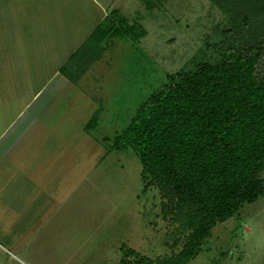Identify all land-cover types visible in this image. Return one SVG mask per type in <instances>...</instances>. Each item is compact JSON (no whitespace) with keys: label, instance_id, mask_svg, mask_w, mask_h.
Listing matches in <instances>:
<instances>
[{"label":"rangeland","instance_id":"obj_1","mask_svg":"<svg viewBox=\"0 0 264 264\" xmlns=\"http://www.w3.org/2000/svg\"><path fill=\"white\" fill-rule=\"evenodd\" d=\"M19 1L0 0V38L11 26L4 12L14 20ZM114 7L140 35L110 38L94 30L72 61L81 65L84 54L95 51L100 58L79 68L76 88L68 84L75 98L65 100L62 90L54 102L53 93H39V142L22 143L12 158L0 137V264H125L133 259L127 248L151 258L182 248L177 225L163 216L160 190L145 185L136 152L109 146L169 74L261 40L264 13L252 6L244 19L237 14L242 8L224 10L214 0H116ZM30 69L16 82L23 98L55 66H40L36 78H28L35 73ZM256 73L264 78V56ZM9 103L11 112L22 107ZM46 109L57 113L42 117ZM98 109V123L87 132ZM200 249L187 264H264V194L218 222Z\"/></svg>","mask_w":264,"mask_h":264},{"label":"trees","instance_id":"obj_2","mask_svg":"<svg viewBox=\"0 0 264 264\" xmlns=\"http://www.w3.org/2000/svg\"><path fill=\"white\" fill-rule=\"evenodd\" d=\"M214 1L224 10L242 8L237 14L244 19L252 6L264 13V0ZM96 29L110 38L140 35L118 9ZM76 53L60 69L72 81H77L79 68L101 54H84L81 65L70 66ZM262 56L264 35L216 62L200 61L191 70L169 74L115 136L109 149L136 152L145 185L158 187L163 216L177 225L183 238L181 250L165 257L151 258L127 248L125 254L133 259L125 264H187L218 222L264 194V78L256 73ZM99 111L86 122L87 132L96 127Z\"/></svg>","mask_w":264,"mask_h":264},{"label":"crops","instance_id":"obj_3","mask_svg":"<svg viewBox=\"0 0 264 264\" xmlns=\"http://www.w3.org/2000/svg\"><path fill=\"white\" fill-rule=\"evenodd\" d=\"M115 4L116 0H21L10 14L14 20L10 17L7 20L8 14L4 12V23L11 26L9 31L5 27L1 29L5 37L0 38V137L3 135L2 144L8 153H12V158L19 156L15 151L22 143L39 142L36 140L41 125L39 97L44 91L54 94L50 98H54V102L63 91L65 100L69 95L75 98L76 93H71L75 90L66 89L68 84L76 88L77 81L70 80L60 69L69 63L83 40L115 9ZM8 32L12 37L7 35ZM44 50H47L46 54ZM44 55L49 58L43 60ZM73 63L69 65L76 66ZM89 64L87 66L93 65L91 61ZM40 66H55L54 73L47 76L40 87L27 88V96L28 92L30 94L23 98L20 87L16 86L20 84L16 82H21L23 74L27 79L26 70L30 67L35 73L29 74L28 78H36ZM12 100L22 105L16 107L15 112L7 108ZM43 112L42 117L46 112L49 117L57 113L53 110L54 114H51L48 109Z\"/></svg>","mask_w":264,"mask_h":264}]
</instances>
